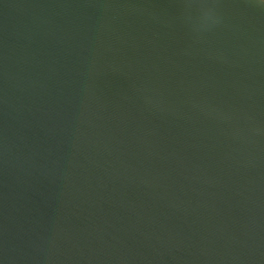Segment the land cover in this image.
I'll list each match as a JSON object with an SVG mask.
<instances>
[{"label":"water","instance_id":"95a60500","mask_svg":"<svg viewBox=\"0 0 264 264\" xmlns=\"http://www.w3.org/2000/svg\"><path fill=\"white\" fill-rule=\"evenodd\" d=\"M0 264H264V0H0Z\"/></svg>","mask_w":264,"mask_h":264}]
</instances>
